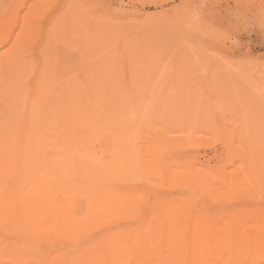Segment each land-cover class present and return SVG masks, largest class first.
<instances>
[{"label":"rangeland","instance_id":"1","mask_svg":"<svg viewBox=\"0 0 264 264\" xmlns=\"http://www.w3.org/2000/svg\"><path fill=\"white\" fill-rule=\"evenodd\" d=\"M0 106V264H264V0H0Z\"/></svg>","mask_w":264,"mask_h":264},{"label":"bare ground","instance_id":"2","mask_svg":"<svg viewBox=\"0 0 264 264\" xmlns=\"http://www.w3.org/2000/svg\"><path fill=\"white\" fill-rule=\"evenodd\" d=\"M1 112L3 111H0V114ZM10 119H7V120L10 121ZM0 120H1L0 121V187H1V185H3L4 180L6 179L4 173L7 172V175H10L13 170L12 169V170L4 172L5 167H4L3 162L4 160L14 159L16 154L14 155L13 151L8 149V147L10 148V146L8 145L10 144H5V141L11 140V133L6 132L3 129L4 120L1 117H0ZM3 130L5 132H3ZM10 164H12V162L7 163V165H10ZM4 186H6V184L3 185V187ZM88 192H85L81 196H83L85 199L87 198L90 199V203H89L90 206L96 207V208L99 207V204H98L99 198L97 197V194L93 193L91 195V193L90 192L88 193ZM16 198H17V195H16ZM12 200L13 199L9 200V199L4 198V195L1 194L0 192V215H3V211L17 210L16 208L17 206L14 201L12 202ZM18 208H19V205H18ZM201 243H204V242H200L198 243V245ZM181 245L182 244L181 243L179 244L178 241L166 242V241L158 240V241L150 242L147 240H136V241L133 240L129 243V250L131 252V259L134 260V264H182V263L184 264L188 261V258L186 256L182 257L177 254V251L181 248ZM203 248H204V251H203L204 256H202L201 252H197V250L196 252H194V255L191 257V261L193 262V264H234V258L229 254V251H228L229 244L227 241L215 240L211 243H207L206 245H204ZM254 260H255L254 264H256V259L254 258Z\"/></svg>","mask_w":264,"mask_h":264}]
</instances>
